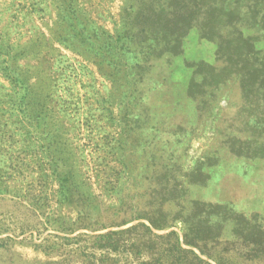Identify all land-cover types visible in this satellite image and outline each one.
Segmentation results:
<instances>
[{"label": "rangeland", "instance_id": "obj_1", "mask_svg": "<svg viewBox=\"0 0 264 264\" xmlns=\"http://www.w3.org/2000/svg\"><path fill=\"white\" fill-rule=\"evenodd\" d=\"M0 264H264V0H0Z\"/></svg>", "mask_w": 264, "mask_h": 264}]
</instances>
